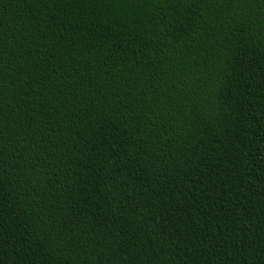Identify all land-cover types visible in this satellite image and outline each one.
I'll return each mask as SVG.
<instances>
[{
  "label": "trees",
  "instance_id": "trees-1",
  "mask_svg": "<svg viewBox=\"0 0 264 264\" xmlns=\"http://www.w3.org/2000/svg\"><path fill=\"white\" fill-rule=\"evenodd\" d=\"M0 264H264V0H0Z\"/></svg>",
  "mask_w": 264,
  "mask_h": 264
}]
</instances>
